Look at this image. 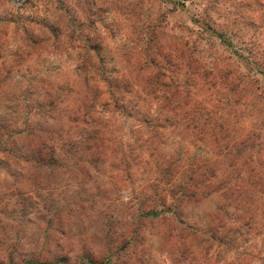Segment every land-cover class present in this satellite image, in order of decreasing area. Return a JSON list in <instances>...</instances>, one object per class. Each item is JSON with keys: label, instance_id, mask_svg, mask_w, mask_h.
Segmentation results:
<instances>
[{"label": "rangeland", "instance_id": "1", "mask_svg": "<svg viewBox=\"0 0 264 264\" xmlns=\"http://www.w3.org/2000/svg\"><path fill=\"white\" fill-rule=\"evenodd\" d=\"M263 161L259 0H0V264H264Z\"/></svg>", "mask_w": 264, "mask_h": 264}, {"label": "trees", "instance_id": "2", "mask_svg": "<svg viewBox=\"0 0 264 264\" xmlns=\"http://www.w3.org/2000/svg\"><path fill=\"white\" fill-rule=\"evenodd\" d=\"M262 4H264V0H259ZM207 73V72H206ZM150 77H151V75L150 74H147V76H146V79H147V81L149 82L150 81ZM125 84H129V83H126V82H124ZM117 84H119V82L117 83ZM229 83H227V81H223V82H221V84H219V88H221V87H226L227 85H228ZM115 88H117L118 89V92H119V90L121 91V93H124V87H121V86H116ZM123 91V92H122ZM128 92H131V91H128ZM48 94V93H47ZM186 94H188V93H186ZM178 96H180V95H178ZM115 103H117V105H119V102L118 101H114ZM107 104V103H106ZM197 104H200V103H197ZM188 105V104H187ZM187 105L186 106H184V111H183V114L186 116V119L188 118V120L190 121V124L191 123H196V122H198V120H200V118L204 115V112H205V107H201V106H199V105H196V106H194L193 108H190V107H187ZM89 107V106H88ZM178 107L179 108H181L182 107V104L179 102L178 103ZM85 109H87V108H85ZM173 110H175V109H173ZM83 113H85V111H82ZM70 118H72V117H74V118H76L77 120L79 119V111H78V109L77 110H71V112H70ZM81 115H82V113H81ZM88 115H90V114H88ZM88 118V117H87ZM75 119V120H76ZM86 121H87V119H85ZM193 128H195V126H192ZM63 136V135H62ZM244 138V137H243ZM242 139V138H241ZM240 139V140H241ZM252 146H253V144H252ZM252 146H248L249 147V153H250V155H251V157H256L257 159H259V156H258V148L257 149H255L256 147H252ZM232 147V146H231ZM260 160V159H259ZM264 162V161H263ZM262 166H264V164H262ZM262 166H259V168H261ZM262 168H264V167H262Z\"/></svg>", "mask_w": 264, "mask_h": 264}]
</instances>
